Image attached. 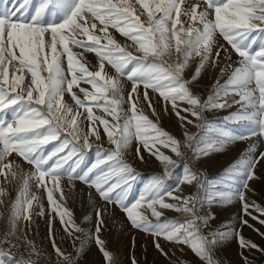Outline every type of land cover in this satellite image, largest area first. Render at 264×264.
Returning a JSON list of instances; mask_svg holds the SVG:
<instances>
[{"label": "snow or ice", "instance_id": "6c2138e0", "mask_svg": "<svg viewBox=\"0 0 264 264\" xmlns=\"http://www.w3.org/2000/svg\"><path fill=\"white\" fill-rule=\"evenodd\" d=\"M86 53L95 55V64ZM194 58L198 63L188 77ZM209 67L219 74L202 99L193 86ZM153 95L179 119L182 138L138 107L144 103L158 116ZM233 107L224 120L235 128L212 127L205 118L207 111ZM253 137L264 140V0H0V178L4 184L20 181L10 201L0 186V208L8 209L0 264H38L27 228L46 211L33 188L46 194L55 264H77L87 240H94L106 264H117L100 235L107 206L119 208L133 228L153 237L169 259L161 239L188 247L203 264H219L213 248L230 235L241 248L264 252L230 227L205 233L214 216L200 214L205 203L238 199L244 215L264 224L250 211L264 216V208L246 196L264 152L257 154L252 144L215 179L190 164ZM133 142L139 160L144 152L163 168L138 194L133 185L139 174L125 158ZM63 180L72 187L83 183L104 202L95 209L93 232L85 233L64 205ZM182 185L196 192L185 195ZM164 210L183 215L170 219ZM57 219L67 237L80 241L75 255L57 244ZM21 246L30 249L27 255L12 251ZM131 264H138L135 256Z\"/></svg>", "mask_w": 264, "mask_h": 264}, {"label": "rangeland", "instance_id": "374dc122", "mask_svg": "<svg viewBox=\"0 0 264 264\" xmlns=\"http://www.w3.org/2000/svg\"><path fill=\"white\" fill-rule=\"evenodd\" d=\"M223 42V41H221ZM233 59V54H232ZM198 61V58H194L190 63L186 74H192L195 71L194 65ZM207 115L205 114V118ZM100 131L103 129L101 127ZM198 132V129L194 130L193 133ZM103 135V134H101ZM256 152L258 154L259 150H262L261 143H255ZM244 149H238L237 152L243 151ZM264 152V151H263ZM229 149L224 152V156H227ZM224 157L221 158V160ZM139 160V159H138ZM149 159L144 158V161ZM141 161V160H140ZM198 167L201 172H203L207 177L210 170L206 167L201 160H197ZM262 173H258L261 176L256 179L249 181L250 190L246 192L248 201L255 202L261 208H264V160L260 161ZM138 173H152L159 175L162 174V165L158 164H145L144 162L137 165H133ZM180 172L177 171L171 180L168 181L170 186L175 185V176L179 175ZM209 178V177H208ZM183 192L185 195H192L196 192V188L189 185H182ZM232 204V205H231ZM210 207L214 209V219H210L209 225L204 229L205 233L215 231L220 229L222 231H227L228 228L235 229L240 236L245 240L251 241L259 246V248L264 249V224L259 223L258 220L252 219L251 216L244 215L242 211V204L237 200H233L231 203L223 204H211L205 203L202 208H200V214H210L208 210ZM165 216L167 218H181L183 214L176 213L172 210H164ZM252 215L259 216L260 219H264L260 213L256 212L254 209H250ZM8 213H5L0 217V230L4 231L6 228L5 217ZM247 220V225H243L241 220ZM48 222L44 223V220H40L38 217L33 218L32 224L27 228V234L32 235L37 241L47 242L46 245L35 244L36 250L46 253L52 260V264H55L57 259L49 238L46 237V226ZM113 229L102 228L100 233L101 238L105 241V246L108 251L113 255L114 260L117 264H131V257L135 256L138 264H203L201 261L188 247L174 245L161 239L159 242L165 252L169 254L171 259L162 255L154 246L153 237L147 235L131 226V224L126 221L115 227L116 222H113ZM80 226L85 229V233L92 232L91 227L86 223H80ZM107 226V225H106ZM227 226V227H226ZM104 227V226H103ZM258 230V231H257ZM57 244L62 250L67 253H72L75 255L77 249L80 247V241H73L71 238L65 235L64 238L55 237ZM64 240L65 242H63ZM181 248L183 250L181 251ZM241 253L243 255H241ZM213 255L219 264H245L243 257H247L248 264H264V252L258 251L256 249L241 248L239 239L235 235H230L227 239L219 242L213 248ZM77 264H106L102 253L98 250L94 240L85 241V247L83 253L79 256Z\"/></svg>", "mask_w": 264, "mask_h": 264}, {"label": "crops", "instance_id": "0c3cea01", "mask_svg": "<svg viewBox=\"0 0 264 264\" xmlns=\"http://www.w3.org/2000/svg\"><path fill=\"white\" fill-rule=\"evenodd\" d=\"M116 36V39L120 42L124 41V38L121 37L118 33H114ZM223 43V42H222ZM229 51H231L229 49ZM224 53H221V56L223 57ZM86 59L89 62V64H95L96 58L95 55L92 53H86ZM233 61L237 60V56L235 53H233ZM194 68H196L198 61L195 62ZM218 69L214 70L212 68H208L206 71H204L199 80L195 82L193 86V92L197 95H199L202 99H206L208 95L211 92V89L215 83V80L218 76ZM186 76L190 77L191 74H186ZM226 78V77H225ZM223 82V80L221 81ZM85 87H88V85H84ZM127 87H130V85H127ZM150 95H152L150 93ZM65 99H69L67 96ZM153 103L156 110L157 115H153L151 109L147 108L144 103H141L138 105L139 108H142L146 115L149 116L150 119H152L154 122H157L158 125L163 128L165 131L169 132L170 134L176 136L177 138H182V134L184 132V129L181 127V122L179 119L172 114L171 109L166 112L164 110V105L157 101L156 97L153 95ZM236 108L233 107L231 109L226 110H210L207 111L205 114L207 115L206 119L210 122V125L212 127L216 126H227L230 128H235L236 125L231 124L230 122H226L224 120V117L229 115L230 112L235 111ZM99 114V112H97ZM189 131L192 133L197 128L194 126H188ZM103 134V131L101 132ZM102 138L105 140V147H107L106 143V137L104 134L102 135ZM261 143L262 144V150H259V152L264 151V140L258 139L253 137L250 140H243V141H235L229 145H227L222 151L219 152H213L207 157L201 158V162L206 165L208 170L211 171L209 173V179H215L219 175H221L225 169H227L232 163H234L237 159L240 158V156L246 152V150L255 143ZM229 149V153L227 156H224V152ZM238 149H244L243 151L237 152ZM258 152V153H259ZM144 155V158L149 159L147 161H143L145 164H158L159 161H157L154 157L149 156L147 153L142 152ZM224 157L222 160L221 158ZM18 164H20L21 168L24 170V172L30 171V166L27 165L22 159L15 157L13 154V157ZM94 158V152L90 154L89 159L91 160ZM125 158L128 160L129 163L132 165H137L139 163H142V161L138 160V158L135 156V142H133L132 146L129 148L128 152L126 153ZM138 173V172H137ZM258 173H262L261 165L260 163L257 164L255 168V176L260 177L261 175ZM137 180L135 181L133 185V192L138 194L141 189L143 188L144 184L148 182L149 179H151L155 174L152 173H138ZM180 175V174H179ZM20 181H14L10 184H4L2 181V178H0V186H3L7 188L9 192L8 200L15 198L17 188L19 186ZM61 185L63 187L65 197L66 199L63 201L64 205L71 210L73 218L75 219L76 223L80 225V223H86L89 227H91L92 232L94 231L95 225H96V216H95V209L97 207H105L104 202L101 201L95 194L94 190L89 189L86 185L83 183L76 181L74 182V187L70 186L66 180L61 181ZM33 191L36 192L38 196L41 198V203L44 205L46 215L40 216V215H34V217L40 218V220H44V223L48 222V216H47V209H48V202L46 199V194H44L42 191H37L35 188H33ZM90 193L91 198H90ZM232 205V204H231ZM211 210H208V213H210L212 216L215 215V211L212 207H210ZM35 212H38V208H34ZM5 213H8L7 208H0V217L3 216ZM87 217V219H86ZM103 219H104V227L103 229H113V222H116L115 227H118L122 221H126L128 223V220L125 216V214L120 211L119 208L114 206H107V211L103 213ZM107 225V226H106ZM46 237L49 238V232H48V225L46 224ZM121 226V225H120ZM54 235L58 238H64L65 233L63 232V229L61 227V224L59 220L54 221ZM27 238L31 240L34 244L37 245H46L47 242L43 241H37L32 235L27 234ZM65 242L64 240H62Z\"/></svg>", "mask_w": 264, "mask_h": 264}, {"label": "built area", "instance_id": "2783aa9c", "mask_svg": "<svg viewBox=\"0 0 264 264\" xmlns=\"http://www.w3.org/2000/svg\"><path fill=\"white\" fill-rule=\"evenodd\" d=\"M190 164L192 167L199 169L197 159H192L190 161ZM2 233H3V231L0 230V234H2ZM12 251L18 255H20V254L27 255L28 252L30 251V249H26L25 247L21 246L17 249H12ZM37 252L39 253V256L38 257L33 256L32 258L37 259L38 264H52L51 258L46 253L41 252V251H37Z\"/></svg>", "mask_w": 264, "mask_h": 264}]
</instances>
